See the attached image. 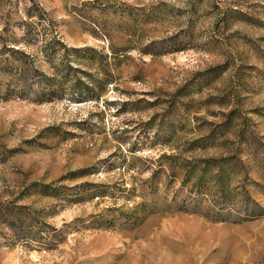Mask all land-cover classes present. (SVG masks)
<instances>
[{"label": "rangeland", "instance_id": "374dc122", "mask_svg": "<svg viewBox=\"0 0 264 264\" xmlns=\"http://www.w3.org/2000/svg\"><path fill=\"white\" fill-rule=\"evenodd\" d=\"M174 34L188 48L164 52ZM10 43L60 89L0 100V206L54 230L25 243L10 237L24 226L0 222V264H264V214L214 221L207 200L175 206L191 183L181 162L229 154L232 183L264 206V0H0ZM206 135L220 136L189 149Z\"/></svg>", "mask_w": 264, "mask_h": 264}, {"label": "trees", "instance_id": "16d2710c", "mask_svg": "<svg viewBox=\"0 0 264 264\" xmlns=\"http://www.w3.org/2000/svg\"><path fill=\"white\" fill-rule=\"evenodd\" d=\"M236 12V11H235ZM240 19V18H237ZM29 32H24L20 39L14 41L24 42V37H27ZM177 34L169 36L167 50L164 52L179 51L188 48L184 42L176 40ZM165 40L158 41V44ZM59 43L55 36H51L46 40L41 48L48 60H51L52 55L47 53L52 50L51 44ZM156 43V42H155ZM1 44L0 45V100H8L12 98L25 99L30 94H34V97L38 101L49 100L51 98H58V90L60 89L59 78H56V74H46L34 64L33 56L25 52L19 47ZM217 68V66L211 69ZM74 100L79 102L83 99L79 94H73ZM72 98V99H73ZM218 136L206 135L203 137L195 138L189 141V149L206 148L211 147L216 143ZM216 140V141H215ZM238 159L234 154L226 156H220L217 158H201L195 162L184 161L181 162L180 168H185L183 172L182 187L185 188L186 183L188 186V201L186 202L182 198L175 206L177 209L189 210L191 212L200 211L199 204L202 200H207L209 207L207 208L204 216L214 221H226L228 219H254L264 214V206L258 204L253 200L247 190L240 185V180H236L232 183L234 177L239 176V171L235 170ZM253 182V181H252ZM257 184V183H254ZM30 185L39 188V193L44 196H52L59 198L70 197L71 195H78V192L68 193L69 187L56 184L55 182L40 183L31 182ZM212 188L214 190V196L208 198L207 189ZM192 194V196H191ZM24 207L15 206L14 209H22ZM5 206H0V222L18 223L20 228L24 226L21 236L12 232L11 239L13 241L30 243V241H36L40 244H49L52 241V235L49 234L50 228L48 224L40 221L32 222L33 218H27L28 224L24 225L22 218L6 217L8 213L12 211L6 210ZM13 217V215L11 216ZM10 219V220H9ZM27 223V222H26ZM13 231V230H10ZM55 234L53 235V237Z\"/></svg>", "mask_w": 264, "mask_h": 264}]
</instances>
